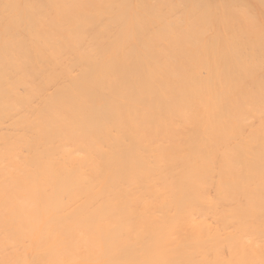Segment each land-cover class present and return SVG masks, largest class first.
<instances>
[{
  "label": "bare ground",
  "instance_id": "obj_1",
  "mask_svg": "<svg viewBox=\"0 0 264 264\" xmlns=\"http://www.w3.org/2000/svg\"><path fill=\"white\" fill-rule=\"evenodd\" d=\"M0 264H264V0H0Z\"/></svg>",
  "mask_w": 264,
  "mask_h": 264
}]
</instances>
